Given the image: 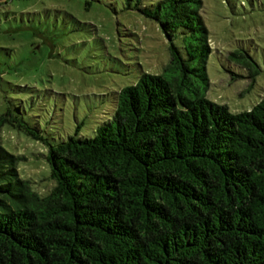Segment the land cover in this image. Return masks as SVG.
<instances>
[{
	"label": "trees",
	"instance_id": "trees-1",
	"mask_svg": "<svg viewBox=\"0 0 264 264\" xmlns=\"http://www.w3.org/2000/svg\"><path fill=\"white\" fill-rule=\"evenodd\" d=\"M128 7L159 26L170 59L112 93L93 137L53 140L18 104L0 114V131L45 147L53 182L35 191L26 158L0 143V264H264V98L230 113L206 97L201 0ZM228 58L258 74L247 52Z\"/></svg>",
	"mask_w": 264,
	"mask_h": 264
},
{
	"label": "rangeland",
	"instance_id": "rangeland-1",
	"mask_svg": "<svg viewBox=\"0 0 264 264\" xmlns=\"http://www.w3.org/2000/svg\"><path fill=\"white\" fill-rule=\"evenodd\" d=\"M135 2H1L0 114L18 104L25 120L53 140L75 135L77 127L79 136L93 137L112 93L134 84L141 73L160 74L170 59L159 26L129 9ZM201 2L212 49L206 97L230 113L249 111L264 98V0ZM236 51L255 60L257 75L230 61ZM0 143L26 158L18 172L35 191L51 189L40 142L5 126Z\"/></svg>",
	"mask_w": 264,
	"mask_h": 264
},
{
	"label": "water",
	"instance_id": "water-1",
	"mask_svg": "<svg viewBox=\"0 0 264 264\" xmlns=\"http://www.w3.org/2000/svg\"><path fill=\"white\" fill-rule=\"evenodd\" d=\"M3 1H6V0H0V3L3 2Z\"/></svg>",
	"mask_w": 264,
	"mask_h": 264
}]
</instances>
